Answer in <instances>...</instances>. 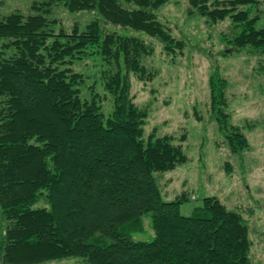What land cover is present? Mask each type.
<instances>
[{"label":"trees","instance_id":"trees-1","mask_svg":"<svg viewBox=\"0 0 264 264\" xmlns=\"http://www.w3.org/2000/svg\"><path fill=\"white\" fill-rule=\"evenodd\" d=\"M170 2L35 0L27 15H0V264H253L242 214L205 197L183 216L189 192L165 201L156 185L155 174L188 158L172 136L145 137L147 113L134 104L129 77L152 79L141 59L154 48L114 28L154 39L174 60L187 44L158 19ZM261 4L189 0L187 14L207 25L230 22L235 33L221 35L223 56L260 58ZM55 6L94 18L66 32L47 16ZM89 59L99 62L102 95L78 69ZM228 85L214 65L210 117L230 153L239 154L249 143L229 122ZM103 100H111L108 114ZM145 215L153 237L135 241Z\"/></svg>","mask_w":264,"mask_h":264},{"label":"rangeland","instance_id":"rangeland-1","mask_svg":"<svg viewBox=\"0 0 264 264\" xmlns=\"http://www.w3.org/2000/svg\"><path fill=\"white\" fill-rule=\"evenodd\" d=\"M34 1L0 0V15H27ZM188 1L171 0L157 12L173 37L187 44L183 55L174 60L165 57L154 39L113 27L119 33L139 36L154 48L152 55L141 59L146 71L153 74L152 79L129 77L133 102L147 113L145 137L153 133L157 137L172 136L188 158L172 171L155 174L156 185L165 201L173 200L182 191L189 192L188 202L180 206L183 216H189L205 197H216L228 209L238 211L248 227L252 263L264 264V68L258 63L264 64V56L252 57L244 51L223 56L226 44L220 37L232 36L235 29L228 20L207 25L203 18L190 17ZM256 13L263 24L264 4L258 6ZM47 16L60 20L59 26L66 32L74 24L83 27L94 18L93 13H70L56 6ZM83 63L78 69L87 77V86L94 85L102 95L96 75L99 62L89 59ZM214 65L219 66L221 75L229 82V122L240 128L249 143L239 154L230 153L210 117L208 78ZM82 95L87 98L88 89ZM111 110V100H103L102 111L108 114ZM142 226L143 231L133 235V240L149 241L153 237L148 215L143 217ZM58 264L83 263L74 259Z\"/></svg>","mask_w":264,"mask_h":264}]
</instances>
